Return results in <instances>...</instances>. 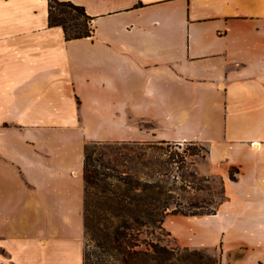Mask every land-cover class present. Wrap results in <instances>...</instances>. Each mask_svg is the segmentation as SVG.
<instances>
[{
    "label": "crops",
    "instance_id": "0c3cea01",
    "mask_svg": "<svg viewBox=\"0 0 264 264\" xmlns=\"http://www.w3.org/2000/svg\"><path fill=\"white\" fill-rule=\"evenodd\" d=\"M71 1L91 35L0 0V264H83L85 147L123 140L206 144L225 198L164 227L264 264V0Z\"/></svg>",
    "mask_w": 264,
    "mask_h": 264
},
{
    "label": "trees",
    "instance_id": "16d2710c",
    "mask_svg": "<svg viewBox=\"0 0 264 264\" xmlns=\"http://www.w3.org/2000/svg\"><path fill=\"white\" fill-rule=\"evenodd\" d=\"M49 24L62 26L67 39L93 33V17L83 5L71 0H49ZM84 158L85 246L83 264H218L219 257L205 249L182 247L180 254L173 246L146 242L140 237L141 226L164 222L170 212L169 195L155 182L142 181L128 174L110 171L100 158H95L90 144ZM209 151V149H208ZM230 175L234 177L233 170ZM172 213H215L172 210Z\"/></svg>",
    "mask_w": 264,
    "mask_h": 264
},
{
    "label": "rangeland",
    "instance_id": "374dc122",
    "mask_svg": "<svg viewBox=\"0 0 264 264\" xmlns=\"http://www.w3.org/2000/svg\"><path fill=\"white\" fill-rule=\"evenodd\" d=\"M90 147L93 156L102 159L110 171L162 186L170 201L165 213L172 210L209 211L216 209L225 198L222 179L206 171L209 151L202 142L123 140L101 141L90 144ZM141 227L143 241L137 247L152 242L181 248L179 253H186L166 230L164 222ZM205 250L218 257L213 250Z\"/></svg>",
    "mask_w": 264,
    "mask_h": 264
}]
</instances>
